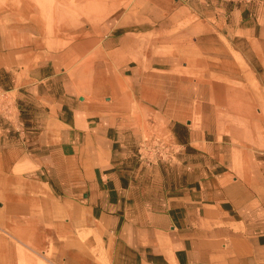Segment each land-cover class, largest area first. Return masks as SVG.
Returning <instances> with one entry per match:
<instances>
[{"label":"crops","instance_id":"0c3cea01","mask_svg":"<svg viewBox=\"0 0 264 264\" xmlns=\"http://www.w3.org/2000/svg\"><path fill=\"white\" fill-rule=\"evenodd\" d=\"M5 4L0 264H264V0Z\"/></svg>","mask_w":264,"mask_h":264},{"label":"rangeland","instance_id":"374dc122","mask_svg":"<svg viewBox=\"0 0 264 264\" xmlns=\"http://www.w3.org/2000/svg\"><path fill=\"white\" fill-rule=\"evenodd\" d=\"M6 1L0 0V14L3 15L6 9L14 8V5L6 6ZM36 10L39 19L44 23L45 30L51 31L53 20L74 19L77 17V0H35ZM86 14L88 7H85ZM163 152V151H162ZM164 157V156H163Z\"/></svg>","mask_w":264,"mask_h":264},{"label":"built area","instance_id":"2783aa9c","mask_svg":"<svg viewBox=\"0 0 264 264\" xmlns=\"http://www.w3.org/2000/svg\"><path fill=\"white\" fill-rule=\"evenodd\" d=\"M2 105H4L3 107H4L5 115L3 114V111L0 110V116L4 117L5 119H10L12 115L10 110L11 103L9 101V97L5 95L4 92L0 93V106ZM155 153L158 158H162L164 156V153L161 151V149L155 150Z\"/></svg>","mask_w":264,"mask_h":264},{"label":"bare ground","instance_id":"6f19581e","mask_svg":"<svg viewBox=\"0 0 264 264\" xmlns=\"http://www.w3.org/2000/svg\"><path fill=\"white\" fill-rule=\"evenodd\" d=\"M3 216V215H2Z\"/></svg>","mask_w":264,"mask_h":264}]
</instances>
